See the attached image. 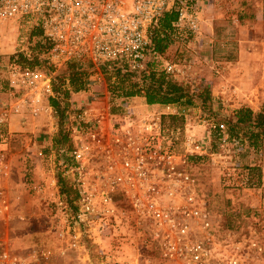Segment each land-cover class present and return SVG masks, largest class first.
I'll use <instances>...</instances> for the list:
<instances>
[{"label": "built area", "instance_id": "1", "mask_svg": "<svg viewBox=\"0 0 264 264\" xmlns=\"http://www.w3.org/2000/svg\"><path fill=\"white\" fill-rule=\"evenodd\" d=\"M172 10L177 13L174 30L198 31L200 19L190 0H0V27L26 35L22 38L26 47L19 53L28 55L27 34L36 30L44 45L39 58L53 67L29 70L12 64L9 80L19 94L13 112L28 109L35 117L56 116L50 104L56 97L52 80L69 64L94 71L90 84L104 80L99 70L104 63L123 64L131 73H140L149 56L151 30ZM175 71L174 65L164 67L166 74ZM103 94L111 97L108 91L89 90L72 96ZM124 113L111 115L91 103L72 106L73 145L63 155L68 162L64 175L72 178L76 189L77 220L97 225L102 236L109 226L119 228L121 200L140 237L164 263L264 264V225L227 231L208 208L190 161L205 156L213 160L214 155L187 130L190 123L182 130L162 122L166 117H182L180 107L167 104L155 112L134 115L125 109ZM6 119L2 113L0 122ZM193 123L215 134L220 146L229 144L224 125L210 120ZM6 209L3 199L0 212ZM41 257L49 260L52 254L42 251ZM0 264L32 262L11 252L0 233Z\"/></svg>", "mask_w": 264, "mask_h": 264}, {"label": "rangeland", "instance_id": "2", "mask_svg": "<svg viewBox=\"0 0 264 264\" xmlns=\"http://www.w3.org/2000/svg\"><path fill=\"white\" fill-rule=\"evenodd\" d=\"M190 4L200 19L198 31L173 29L169 33V47L156 58L153 70L157 74L163 73L168 81L192 88H209L215 102V116L202 114L196 105H178L183 116L166 117L162 122L182 130H185L186 123H190L187 130L214 155L213 160L205 156L190 163L218 225L224 230L237 232L246 226L263 227L264 143L262 151L256 152L240 135L232 138L221 118L237 109L225 108L231 97L235 98V92L248 90L254 97L259 95L258 98L264 95V0H190ZM25 36L11 28L0 27L2 47L9 49V52L0 54V91L4 92L7 102L0 103V111L4 113L19 102V94L9 80L12 64H15L9 57L19 53L22 47L25 49L26 42L22 39ZM237 61L243 63L242 67L237 68ZM167 64L174 65L176 71L166 74L164 67ZM234 74L242 75L246 84L225 86V79ZM215 88H220L225 98L214 97ZM88 89L93 94L105 93L107 86L104 80L95 81ZM66 100L69 106L63 127L71 144L69 150L73 145L69 131L72 106L91 103L115 116L124 115L125 109L140 115L158 111L161 106L147 105L141 97L121 101L104 94L97 98L69 96ZM263 105L264 102H257L256 111ZM113 109L118 110L113 113ZM20 110L18 113L23 111ZM56 110L57 115L52 118L31 114L32 120L41 124L35 132H13L5 138L6 122H0V191H3L0 201L4 199L7 206L0 212V233L6 238L10 251L24 256L32 264H168L160 261L152 247L140 237L124 201L118 203L119 228L109 226L102 236L98 235L97 225H85L77 220L76 189L72 178L64 175L67 158L63 154L57 156L52 149L58 131L59 110ZM207 120L226 127L230 137L226 147L219 145L215 134L205 131L201 124L193 123ZM38 141L40 146L33 147L32 144ZM180 147L178 144L177 149ZM249 158L254 161L252 166H248ZM58 174L67 183V195L59 193ZM253 198L258 199L257 206L247 203ZM72 243L76 244L75 249L70 248ZM42 251H50L52 257L49 260L42 258Z\"/></svg>", "mask_w": 264, "mask_h": 264}, {"label": "trees", "instance_id": "3", "mask_svg": "<svg viewBox=\"0 0 264 264\" xmlns=\"http://www.w3.org/2000/svg\"><path fill=\"white\" fill-rule=\"evenodd\" d=\"M177 20V13L172 10L164 14L157 26L150 32V52L145 62V69L138 74L131 73L123 64L104 63L99 70L107 86V91L112 99L128 100L141 97L147 105L177 104L184 107L197 106L201 113L215 116L213 112L214 100L209 88H192L190 85L166 80L163 73H155L156 57L162 56L170 44V32L173 23ZM28 55L16 53L10 55L9 60L21 69L52 71L53 67L47 65L39 58L44 45L38 41L40 32L34 30L27 34ZM94 71L88 68L80 69L74 64L66 66L65 70L58 73L52 80L56 97L51 100L52 106L58 108V131L52 143V149L57 156L69 150L71 144L67 132L64 131L67 98L73 93L86 92ZM93 98V97H91ZM125 102V101H124ZM121 107V105H119ZM119 108V107H118ZM120 109V108H119ZM118 109H113V113ZM221 122L228 126L230 136L245 139L248 145L257 151L262 149L264 143V105L259 111L248 107L233 109ZM262 151V150H261ZM197 162V161H195ZM57 184L61 196L68 194L66 181L58 174Z\"/></svg>", "mask_w": 264, "mask_h": 264}, {"label": "crops", "instance_id": "4", "mask_svg": "<svg viewBox=\"0 0 264 264\" xmlns=\"http://www.w3.org/2000/svg\"><path fill=\"white\" fill-rule=\"evenodd\" d=\"M237 1H239V0H237ZM254 1H256V0H254ZM260 2H262V0H260ZM261 15L262 14H260V16ZM2 46H3L2 41H0V54H5L6 52H9L8 51L9 49L4 50V48ZM240 57L238 58V60L240 59V61H241ZM237 63H238L237 68L242 67L243 63L238 62V61H237ZM225 80H226L225 84H224L225 86L228 84H232V85L234 84L235 86H239V85L241 86V85L246 84L245 78L240 74H234L231 76V78L225 79ZM235 89L237 90V88H235ZM238 91L240 92V90H238ZM223 93L224 92L220 88H217V89L215 88L213 91V96L223 99V98H225ZM235 94H236L235 98L232 99V97H231V102L226 103V105H225L226 110H230L232 108H239L242 106H245V107L247 106L250 109L256 111V110H258L256 103L257 102L258 103L264 102V95H262L260 98H258L259 95L254 97V96H252V93L250 95V92L248 90H241L240 93L235 92ZM5 98H6V96H5L4 92L2 93L0 91V103L1 104L2 103L5 104V102H6ZM253 99H255L256 102ZM0 112L2 113L3 111H0ZM1 113H0V116H1ZM6 114H7V119L5 121L6 124L4 125V129H3V131H5L3 133L5 138H6V136L11 135L13 132H20V133L21 132H35L38 128L37 126L41 125V124L39 125V123H36L37 121L32 120V115L30 113V110H28V109H23V111L21 113H18V114L13 112V110L11 109L10 111H6ZM39 128H41V127H39ZM39 128H38V130H39ZM32 146L35 148L37 146L39 147L40 141L33 143ZM31 151L33 153H35L34 148H31ZM32 157H34V155ZM248 164H249L248 166H252L254 164L253 159L249 158ZM3 174L8 175V172H4ZM263 183H264V171H263ZM263 186H264V184H263ZM1 191H0V194L2 195L3 191L2 192ZM247 203H250L252 205L254 204L253 206H255V205L257 206L258 205V199L253 198L252 200L247 201Z\"/></svg>", "mask_w": 264, "mask_h": 264}]
</instances>
